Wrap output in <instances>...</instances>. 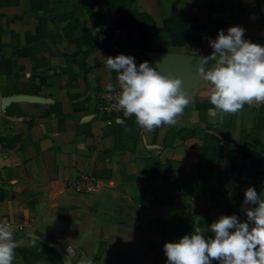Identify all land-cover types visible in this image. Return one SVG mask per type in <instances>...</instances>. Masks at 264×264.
I'll return each instance as SVG.
<instances>
[{
  "label": "crops",
  "instance_id": "0c3cea01",
  "mask_svg": "<svg viewBox=\"0 0 264 264\" xmlns=\"http://www.w3.org/2000/svg\"><path fill=\"white\" fill-rule=\"evenodd\" d=\"M134 10L167 50L141 44ZM232 25L264 45L256 0H0V214L13 222V264H157L178 215L212 234L222 214L246 218L249 186L264 199V129L257 151L236 142L254 136L264 102L223 113L198 71L209 38ZM121 53L182 79L189 103L175 124L146 131L98 110L100 92L120 87L106 58ZM81 173L97 178L93 193L69 188Z\"/></svg>",
  "mask_w": 264,
  "mask_h": 264
},
{
  "label": "clouds",
  "instance_id": "9594fccd",
  "mask_svg": "<svg viewBox=\"0 0 264 264\" xmlns=\"http://www.w3.org/2000/svg\"><path fill=\"white\" fill-rule=\"evenodd\" d=\"M245 31L240 25L218 30L214 39L209 38L212 53L200 57L198 71L211 84L210 103L223 113L264 102V45L246 39ZM106 63L117 74L118 104L125 116L135 115L146 131L176 123L189 103L181 78L161 72L159 63L154 67L145 60L137 65L131 54L109 56ZM243 205H250L244 208L246 218L222 214L210 223L212 234L193 226L190 233L165 242L166 264H264V199L254 186L245 190ZM16 247L12 225L0 223V264H13ZM78 264L95 262L82 257Z\"/></svg>",
  "mask_w": 264,
  "mask_h": 264
},
{
  "label": "trees",
  "instance_id": "16d2710c",
  "mask_svg": "<svg viewBox=\"0 0 264 264\" xmlns=\"http://www.w3.org/2000/svg\"><path fill=\"white\" fill-rule=\"evenodd\" d=\"M256 1L258 4L259 11L261 13L262 20L264 22V0H256ZM133 19H135L134 21L138 24L139 32H140V41L145 48L152 51H162L168 49V46L170 44L169 37H167V35L163 34L162 32L154 31L152 27L151 19L147 14L134 10ZM120 22L122 24L124 22V19L121 18ZM256 126H257V131H255L254 136L253 135L250 136L251 140L245 142L239 138L236 140L237 146H239L244 150H247L248 152L257 151V149L254 148L253 145L254 143L256 144L258 141L259 143L261 141V139L258 136V133H260L258 130L264 129V117H258ZM174 219L175 220H173V222H175V225H172L170 227H177L187 230L190 229V231H192L193 226H199V224H197L193 220V218H191V216L187 213L178 215Z\"/></svg>",
  "mask_w": 264,
  "mask_h": 264
},
{
  "label": "built area",
  "instance_id": "2783aa9c",
  "mask_svg": "<svg viewBox=\"0 0 264 264\" xmlns=\"http://www.w3.org/2000/svg\"><path fill=\"white\" fill-rule=\"evenodd\" d=\"M120 91V87L112 86L111 88L100 92L97 101L98 110L111 116L124 115L123 109L118 104ZM97 185V178L93 174L81 173L71 182L69 188L77 193L90 194L96 190ZM0 223L13 225V222L8 215L0 214Z\"/></svg>",
  "mask_w": 264,
  "mask_h": 264
},
{
  "label": "rangeland",
  "instance_id": "374dc122",
  "mask_svg": "<svg viewBox=\"0 0 264 264\" xmlns=\"http://www.w3.org/2000/svg\"><path fill=\"white\" fill-rule=\"evenodd\" d=\"M165 236L159 238L158 242L155 243V248L158 251V261L157 264H166L167 257L164 253V244L165 242L174 241L183 235L185 233H190V229H182L177 227H169V228H163L162 229Z\"/></svg>",
  "mask_w": 264,
  "mask_h": 264
}]
</instances>
